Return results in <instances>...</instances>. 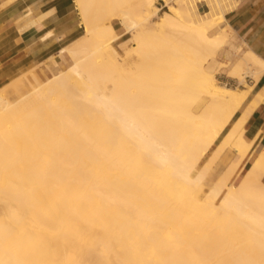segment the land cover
I'll return each mask as SVG.
<instances>
[{
  "label": "bare ground",
  "instance_id": "6f19581e",
  "mask_svg": "<svg viewBox=\"0 0 264 264\" xmlns=\"http://www.w3.org/2000/svg\"><path fill=\"white\" fill-rule=\"evenodd\" d=\"M155 1L73 0L82 32L50 57L70 63L0 85V264H264V151L242 162L264 59L229 43L235 57L216 71L238 84L219 82L206 63L228 42L239 0H163L159 13ZM157 34L185 51L178 86L160 94L191 133L155 128L111 77ZM226 150L233 157L202 194Z\"/></svg>",
  "mask_w": 264,
  "mask_h": 264
},
{
  "label": "crops",
  "instance_id": "0c3cea01",
  "mask_svg": "<svg viewBox=\"0 0 264 264\" xmlns=\"http://www.w3.org/2000/svg\"><path fill=\"white\" fill-rule=\"evenodd\" d=\"M226 19L231 35L220 48L224 50V60L235 57L225 56L229 43L241 46L242 50L249 48L264 59V0H239L226 13ZM118 27L116 32L122 33ZM80 29L75 6L68 0H0V85L29 68H34L40 76L36 66L45 59L50 61L59 48L79 35ZM65 59L63 53L60 60ZM222 72L228 75L225 69ZM261 87H264V71L254 90ZM245 128L246 137L253 141L242 162H249L257 152L264 151V96L249 115Z\"/></svg>",
  "mask_w": 264,
  "mask_h": 264
},
{
  "label": "rangeland",
  "instance_id": "374dc122",
  "mask_svg": "<svg viewBox=\"0 0 264 264\" xmlns=\"http://www.w3.org/2000/svg\"><path fill=\"white\" fill-rule=\"evenodd\" d=\"M72 6H74L71 0H68ZM133 3H136L137 0H130ZM171 2V1H170ZM156 5L159 6L161 12L163 9H166V5L163 0H156ZM198 8L202 10L203 7L206 6V3L197 2ZM76 10V9H75ZM103 11V10H101ZM77 12V10H76ZM78 16V14H77ZM106 15L101 14L100 18L105 19ZM118 31H124V27L120 24H117ZM82 32V28L79 30L78 34ZM127 32L124 34L129 35ZM130 37V36H129ZM163 35L157 34L152 36L151 41L152 45L148 47L142 53H132L131 60L124 64V70L122 71H114L112 72V79L116 80L122 90H124L127 94V97L133 101L132 105L143 108V114L149 117L152 121L153 125L157 129L167 128L178 134V131L189 129L186 124H183L182 119L179 117L172 116L170 114L165 113L164 108L173 109V105H166L163 96L160 94L162 89H165L164 85L166 83H173V85L178 86V82H176L171 74L174 72L173 68L176 64L179 63V59L184 56V49L171 42H165L161 38ZM114 46L117 48L119 53L121 50L116 46L115 42H113ZM224 50H217L214 57L208 59L206 65H210L211 69L214 70V75L219 82H225L226 84L234 85L236 80L234 78L229 77L223 71V67L218 68L216 71L219 60L220 61H228L224 60L223 55ZM65 60H60L58 66H53L52 61L45 59L41 64L36 66V70L39 71L40 76L37 75L35 69L33 68V72L36 74L39 80L45 79L47 76L56 72L59 67L64 68L71 61V56L66 54ZM169 59H173V63L167 64ZM231 61V60H230ZM51 62V63H50ZM47 64V66H46ZM169 77L170 79H166ZM108 85L112 86V82L108 81ZM178 83V84H177ZM238 84V83H236ZM26 84L24 88H26ZM9 99H13L16 97L15 94H9ZM205 100V95H200L198 97V101ZM195 103V104H196ZM157 107V108H156ZM198 108H195L197 110ZM199 129V128H198ZM192 129V130H198ZM192 130L189 132L191 133ZM214 143H211L213 146ZM210 148L208 149L207 154L209 153ZM206 154V156H207ZM233 150L222 152L216 159H214L208 168L205 170L204 176L200 181L201 184V192L202 194L206 193L211 187V185L218 179L220 173L226 167L229 158L233 157ZM204 156L193 168V171H197L202 167V163L206 158ZM231 159V158H230ZM240 177V174L234 172L229 181L236 183ZM264 180V176L262 177Z\"/></svg>",
  "mask_w": 264,
  "mask_h": 264
}]
</instances>
